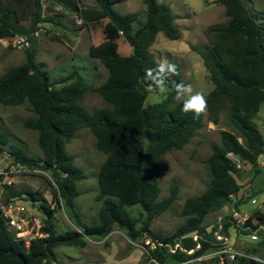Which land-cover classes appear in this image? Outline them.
I'll list each match as a JSON object with an SVG mask.
<instances>
[{"label": "trees", "instance_id": "obj_1", "mask_svg": "<svg viewBox=\"0 0 264 264\" xmlns=\"http://www.w3.org/2000/svg\"><path fill=\"white\" fill-rule=\"evenodd\" d=\"M51 1L74 12L90 28L101 24L108 42L102 46L91 44L88 51L107 69L106 78L94 90L110 106L89 111L80 99L91 86L76 67L62 78L69 81L57 86L36 60L34 31L44 21L65 26L62 10L45 15L42 0H29L33 10L28 25H23L20 20L25 18V9L18 10L23 0H0V37L22 33L30 40L24 48L25 59L0 74V102L29 104L34 115L26 117L23 124L37 131L42 155H32L23 145L9 143L1 129L0 151L8 144V151L16 160L49 171L50 182L55 183L54 202L64 206L77 227L57 231L55 207H50L40 192L29 188L10 189L6 199L22 194L36 201L40 199L39 206L45 213L41 228L46 234L32 238L27 246L23 239L10 232L0 213V264H64L57 256L58 245L82 246L85 236L104 237L115 226L125 229L132 240L147 231L155 241L149 248L153 264L184 262L217 248L215 231L221 224L220 230L228 234L232 217L230 213L225 214L210 229L206 217L230 202L237 206L232 196L240 188L236 180L240 167L228 154L257 165L259 155L264 152V134L253 119L264 101V26L255 18L257 12L248 8L244 0H214L224 6L227 19L203 29L208 41L202 47L191 44L201 55L213 84L204 94L206 111L195 117L192 111H182L187 97L176 99L177 85H186L179 63L167 62L175 65L174 74L166 65L158 67L160 63L150 48L158 31L171 39L181 36L169 3L143 0L145 17L134 28L137 12L118 11L114 3L119 0H94L93 5H86L84 0ZM119 37L131 46L130 52L120 49ZM147 69L150 71L146 72ZM163 83L171 86L165 98L146 103L148 92ZM224 110L239 133L223 128L220 141H211V152L204 158L209 172L205 189L184 199L180 208L184 220L172 232L162 234L150 229L151 220L172 203L178 192V184L171 182L169 194L160 198L161 155L173 148H182L204 125L206 117L216 123ZM81 127L93 132L97 149L105 153L97 175V199L101 205L89 224L83 221L75 200L79 194L77 182L86 177V172L67 149V143ZM133 205H139L145 213L142 225L137 226L130 214L128 207ZM246 225L239 228L250 232L261 225L264 236V211L255 208ZM174 243L185 249L177 247L171 251L169 244ZM226 264H250V260L237 255Z\"/></svg>", "mask_w": 264, "mask_h": 264}, {"label": "rangeland", "instance_id": "obj_2", "mask_svg": "<svg viewBox=\"0 0 264 264\" xmlns=\"http://www.w3.org/2000/svg\"><path fill=\"white\" fill-rule=\"evenodd\" d=\"M162 1L169 3L168 0ZM244 1L248 8L253 12H257L255 18L264 26V0ZM170 2L173 13L179 14L175 16L179 18L177 20H180V22L182 20L184 25H187V27L179 26L180 30L184 31V39L195 40L194 44L199 47H202L207 39L201 35L200 28L203 26L202 29H204L211 23L227 19L224 6L216 2H209V0H170ZM184 2L188 3L190 7H187ZM84 3L93 5L94 0H84ZM42 5L43 7L48 6V0H42ZM22 7L25 9V18L21 19L20 23L28 25L33 5H30L29 0H23L18 5V10ZM114 7L123 13L137 12L138 19L133 25L134 28L138 25V21L144 20L146 4L143 0H119L114 3ZM47 12L45 8L44 14H48ZM74 14H72L73 16L62 15L66 23L65 26L45 21L39 23L37 34H35V58L47 70L57 86L69 81L62 78L69 74L73 67H76L91 86V88L85 90L80 99L89 111L96 107L110 106V103L94 90V87L106 78L107 69L99 59L91 57L88 51L91 44L102 46L107 44L108 40L103 35L101 24H96L93 28H90ZM117 40L120 49L126 53L127 42L123 37H119ZM176 42L177 40L168 38L163 32H159L158 39L152 48L156 60L160 64L167 63L171 59L179 60V62L175 61L180 64L181 77L186 85L190 84L194 92H200L204 95L213 86L208 70L200 61L198 53L195 54L196 52L192 49V43L189 44L191 50L181 51L174 48ZM183 46L187 47L185 44ZM24 48L14 46L11 36L4 41H0V74L7 67L19 64L25 59ZM169 51H177L178 58L177 56H171ZM161 86L165 89V92L161 93L159 87L149 91L146 103L165 98L171 90V86L168 83H163ZM181 97H183V93ZM33 115L34 112L27 102L21 104H3L0 102V129L7 135L9 143H19L30 154L41 156L42 152L37 141V131L23 124L26 117ZM253 119L259 124L261 131L264 133V101ZM223 128L239 133L226 117L225 110L220 112L219 120L216 123L206 117L204 125L196 131V134L182 148H173L161 155L159 159L161 169L158 173L160 198L169 194L171 182L178 184V192L172 203L151 220L150 229L168 234L184 220V217L180 214V208L187 196L200 193L205 189L209 181V172L204 158L211 152V141H220V129ZM95 141L96 137L93 132L88 127H81L75 131L74 136L67 143V149L74 155L75 163L82 166L86 172V177L77 182L79 194L75 200L83 221L88 224L96 216L101 205V200L97 199L99 193L97 175L99 166L105 158V153L97 149ZM3 147L4 150L0 151V159L2 153L8 151V144ZM242 164L243 161L240 162L241 166ZM47 172L50 174L49 171ZM47 172L42 174H17L10 186H6L0 181V203L6 200L10 189L29 188L37 190L46 200L50 198L53 207H55L54 223L57 231L77 228L64 206L62 204L57 205L54 202V183L50 182ZM236 178L239 180V176ZM253 185H255L254 182ZM37 201L39 205L40 199ZM26 204L32 206L30 198L27 199ZM40 208L37 210L40 215L44 216L45 213L42 208L40 211ZM128 209L132 217L136 219V225H142L145 219L142 208L139 205H133ZM216 221L217 213L209 214L205 220L208 229L212 228ZM152 246L153 242L147 231L141 232V235L132 240L125 229L115 226L104 237L85 236V244L82 246L58 245L55 249L58 259L64 264H153V258L149 255V248ZM214 249L205 252V254ZM174 264H219V257L206 255L201 259L192 258Z\"/></svg>", "mask_w": 264, "mask_h": 264}, {"label": "built area", "instance_id": "obj_3", "mask_svg": "<svg viewBox=\"0 0 264 264\" xmlns=\"http://www.w3.org/2000/svg\"><path fill=\"white\" fill-rule=\"evenodd\" d=\"M35 34H37V30L34 31V35ZM10 36L12 39V44L16 47H27L30 44V40L27 34L16 33ZM10 36L0 37V41H4ZM2 154L3 155L0 159V181L3 182V184H5L6 186H10L14 182V178L17 174H42L47 172V170H44L40 166L16 160L11 156L9 151L3 152ZM229 155L240 167L241 161L239 160V158L237 156H234L232 153H229ZM47 176L50 177V174L48 172ZM24 195L25 194L10 196L4 202L0 203V213L4 218L6 227L10 230V232L16 238L23 239L25 245L28 246L32 238L44 236L46 232H44L41 228L44 223V216L40 215L38 211L40 208L37 203L38 201L31 199L32 206L30 207L26 204L28 197ZM47 203L50 207H53L50 198H47ZM250 214L251 213L241 211L237 208H233L230 211L232 221L234 222L235 226H238V228L247 227L246 220L248 219ZM220 227L221 224L219 225V229L215 231L216 238L219 241L218 247L213 251H210L208 254L203 253L201 255H198L197 257H195L196 259H201L206 255H208L209 257L215 255L219 257V264H226L234 260L237 255H243L249 258V260L251 261L250 264H264V257L250 251L233 247L229 243L226 234H224L220 230ZM259 228H262V226L259 225L257 229ZM193 236L196 237V234H194ZM152 242L154 246L155 241ZM157 242L160 243L159 241ZM197 245L199 246V244ZM169 247L171 251H175L177 247L185 249L178 243H174V245L169 244ZM189 251H191V249H189Z\"/></svg>", "mask_w": 264, "mask_h": 264}, {"label": "crops", "instance_id": "obj_4", "mask_svg": "<svg viewBox=\"0 0 264 264\" xmlns=\"http://www.w3.org/2000/svg\"><path fill=\"white\" fill-rule=\"evenodd\" d=\"M160 1H162V0H160ZM168 1L170 3L169 5L171 6V9H172L171 2H170V0H168ZM209 2H215V1L209 0ZM216 3H218V2H216ZM184 4H186L187 7H190L188 5V3L184 2ZM45 8L48 11L47 12L48 14H45V15L53 14V12H58L61 10L63 11L62 13L65 16H73L72 14L74 13L72 11L67 10L65 7H62L59 4L52 3L51 0H48V6L47 5L44 6V9ZM173 14H174L173 21L178 27L182 26V25L187 27V25H184L182 20L180 22V20H177L179 18L175 17L176 15H179V14H175V13H173ZM74 16H78V15L74 14ZM202 27L200 28V30H201L200 33L203 36V38H205L206 35L203 33ZM159 32H162V31L157 32V34L155 36L156 40L158 39ZM156 40H154L153 44H151V46H150L151 51H152L154 44L156 43ZM175 40H177V42H176L174 48L179 49L181 51L191 50L189 44L190 43L194 44V42H196L195 40L184 39V31L183 30H181V36L179 38H176ZM207 41L208 40L206 39L205 43ZM180 44H181V46H180ZM184 44L187 47H184L183 46ZM130 51H131V46H128L126 53H128ZM169 52H170L171 56H173V57L178 55L177 51H169ZM194 52H196L195 54L198 53L196 50H194ZM197 55L199 56L200 61L203 63L201 55L199 53ZM177 58H178V56H177ZM171 60H177V59H171ZM177 61L179 62V60H177ZM179 66H180V64H179ZM256 114L254 115V117L256 116ZM257 125H258L259 129L261 130L258 123H257ZM237 176H239V180L237 178H236V180L240 184V188H239L238 192L232 196V199H233V201H237L238 204H237V206H234V204L232 202L226 204L219 212H217V221L221 217H223L225 214H229L233 208L234 209L237 208L241 211H245L248 213H252V211L255 208L264 211V152L259 155L257 165H252L249 162H243L241 168H239V170H238L236 177ZM253 182L255 183V185H253ZM225 220H228V219H225ZM260 231H261L260 228L259 229L256 228L255 230L248 232L247 230H243V229L238 228V226H235V224L233 222L232 224L229 225L228 234H226V236L228 237L229 243L233 247L238 248V249H242V250H246V251H250L252 253H255L259 256L264 257V236ZM193 259H196V258H193Z\"/></svg>", "mask_w": 264, "mask_h": 264}, {"label": "clouds", "instance_id": "obj_5", "mask_svg": "<svg viewBox=\"0 0 264 264\" xmlns=\"http://www.w3.org/2000/svg\"><path fill=\"white\" fill-rule=\"evenodd\" d=\"M164 64L168 67L169 71L174 74L176 71L175 65L170 64V63H162L158 65V67H163ZM150 69H147L146 72H149ZM146 78H148L146 76ZM159 91L161 93L165 92V89L160 86ZM183 93V97L187 96V99L184 100L183 102V107L182 111L187 113L189 111H192L195 114V117H199L200 114L204 113L206 111L207 107V102L204 97V95L200 92H194L192 86L185 85V84H180L177 85L176 87V99L180 100L181 99V94Z\"/></svg>", "mask_w": 264, "mask_h": 264}, {"label": "water", "instance_id": "obj_6", "mask_svg": "<svg viewBox=\"0 0 264 264\" xmlns=\"http://www.w3.org/2000/svg\"><path fill=\"white\" fill-rule=\"evenodd\" d=\"M251 262V261H250Z\"/></svg>", "mask_w": 264, "mask_h": 264}]
</instances>
